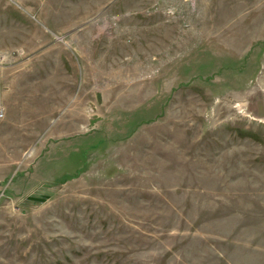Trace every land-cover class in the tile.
Returning a JSON list of instances; mask_svg holds the SVG:
<instances>
[{
  "label": "rangeland",
  "instance_id": "rangeland-1",
  "mask_svg": "<svg viewBox=\"0 0 264 264\" xmlns=\"http://www.w3.org/2000/svg\"><path fill=\"white\" fill-rule=\"evenodd\" d=\"M1 49L0 264H264V0H0Z\"/></svg>",
  "mask_w": 264,
  "mask_h": 264
},
{
  "label": "built area",
  "instance_id": "built-area-1",
  "mask_svg": "<svg viewBox=\"0 0 264 264\" xmlns=\"http://www.w3.org/2000/svg\"><path fill=\"white\" fill-rule=\"evenodd\" d=\"M19 56V52L16 50L1 49L0 50V71L6 66L16 63V59ZM5 116V108L0 103V119Z\"/></svg>",
  "mask_w": 264,
  "mask_h": 264
},
{
  "label": "water",
  "instance_id": "water-1",
  "mask_svg": "<svg viewBox=\"0 0 264 264\" xmlns=\"http://www.w3.org/2000/svg\"><path fill=\"white\" fill-rule=\"evenodd\" d=\"M97 100L100 103V95L99 94L97 95ZM31 199H42V198L32 197Z\"/></svg>",
  "mask_w": 264,
  "mask_h": 264
}]
</instances>
